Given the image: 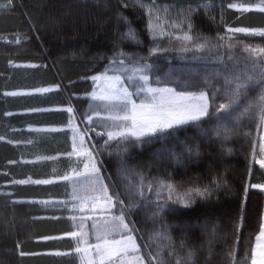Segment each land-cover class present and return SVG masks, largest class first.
<instances>
[{"label":"trees","instance_id":"1","mask_svg":"<svg viewBox=\"0 0 264 264\" xmlns=\"http://www.w3.org/2000/svg\"><path fill=\"white\" fill-rule=\"evenodd\" d=\"M258 1L262 2L12 0L8 8V0H0V74L10 72L16 62L35 63L40 70L15 74L14 81L53 77L56 70L57 83L61 82L62 88L40 95L37 106L63 107L12 115L5 120L67 125L70 114L64 109L71 106L77 109V115L86 112L95 89L92 77L106 72L114 58L123 59L116 56L119 52L147 57L140 64L147 61L153 69L161 64L170 66L168 70L177 73L167 74L165 86L177 91L209 92L211 113L214 103L227 102L222 88L226 78L247 72L252 67L253 53L260 57L254 61H264V53L251 51L264 48V36L259 35V30L264 29V12L259 10L264 3L256 7ZM229 4L234 7L229 8ZM149 23L154 30L149 29ZM239 27L256 29L257 34L230 31ZM129 28L138 34V43L124 38ZM227 33L233 36L228 37ZM185 34L193 40H184ZM199 43H206V47L196 50ZM230 44L235 45L232 56L227 49ZM20 47L25 55H16ZM153 48L158 51L149 55ZM242 51L248 59L238 62L236 56ZM210 60L225 66L214 73V66L210 70L208 65ZM234 62L239 67L229 73L228 64ZM125 64L131 67L127 61ZM6 77L0 78V85L8 80ZM205 78L211 80V89L202 86ZM186 82L201 87H177ZM262 94L260 84L250 86L228 112L205 117L151 143L131 146L120 156L116 154V144H112L109 151L113 155L101 157L110 193L114 185L125 207L137 205L126 213V218L131 221L130 227L137 230L131 233L138 241L139 254L151 252L152 264H251L256 236L264 224V189L251 185L264 182V169L258 163L261 112L258 107L255 113L245 109L250 104L258 105ZM3 108L0 102V117ZM223 127L230 130L227 140L216 136ZM20 134L14 140L0 139V264H80L75 240L69 236L74 229L72 219L69 211H63L66 204L52 200L69 198V183L9 186L10 181L60 178L79 169L78 158L67 156L73 150L71 131L23 129ZM121 158L133 173L132 183L143 191L145 205L125 194L127 182L118 177ZM205 189L210 192L207 198L199 194ZM170 194L173 200L180 196L194 203L185 208L168 201L154 222L153 206L147 202L163 203ZM19 252L28 255L20 256ZM57 252L61 254L56 255ZM144 264H148L147 256Z\"/></svg>","mask_w":264,"mask_h":264},{"label":"snow or ice","instance_id":"2","mask_svg":"<svg viewBox=\"0 0 264 264\" xmlns=\"http://www.w3.org/2000/svg\"><path fill=\"white\" fill-rule=\"evenodd\" d=\"M12 0H8V4L5 7H11ZM264 3V0H262ZM198 7H207V5H198ZM229 8L234 7V5L229 4ZM243 11H248L249 9L243 8ZM264 12V7L259 9ZM126 19V18H125ZM189 28L191 25H188ZM149 29L154 30V26L149 23ZM230 31L238 33H248L249 35H256V29L250 28H234ZM259 35L264 36V29L259 30ZM124 38L133 42L138 43V34L135 30L129 28V31L124 35ZM186 41H192L193 37L190 34H185L183 37ZM224 39V37H220ZM231 46V45H229ZM206 47V43H199L195 45L196 50H203ZM215 47V45H213ZM183 51H188V48H183ZM158 49H151L149 55H154ZM248 51V49H246ZM253 52L264 53V48L252 49ZM117 57H123V59H113L110 62L109 69L115 71L112 65L119 64L123 75L115 77H107L106 74H101L99 76H93V82H97L101 79L111 80L112 82L108 84V90L104 94L97 95L95 92L91 93V98L93 103H90L88 110L80 115H77V109L69 106L64 111L70 114L69 123L73 119H79L80 125L77 128H73L74 133L73 140H78L79 143L73 145V151L67 153L69 159L73 155L80 158L79 163L83 164V171H77L74 173L76 178H83L89 184V187L95 190V185H100V197H92L93 206L99 207L104 210H111L116 208L119 211V215L113 217V221L109 227L104 231L103 236H98L97 239L100 243H97L91 247L95 248L96 253L99 256L101 264H144L145 256H147L148 264H152L154 259L151 252H145L141 256H131L129 253H137L140 251L139 246L135 243L134 237L132 235H124L125 231L135 232V228H130L131 221L125 223L126 213L131 212L137 205H129L125 207L124 202L120 199L121 193L114 190V185L112 186L111 194H109V185L103 184V170H104V160L101 157L113 155L109 149L112 147V142H116V148L118 151L116 154L120 156L122 153L129 151L131 146H136L140 144H147L153 142L156 138H163L170 132L176 129L188 126L191 124H196L200 122L203 118L209 117L213 114H221L228 112L232 109L233 105L237 104L241 97L245 96L247 90L250 86H255L260 84L262 92H264V61L259 63L252 61V67L240 75L233 76L232 78H226L222 88L224 89L227 102L225 103H214L213 111L210 113L209 108V92L204 90L196 91H177L174 87H151L149 86V75L145 74L148 69L152 67L151 64L143 63L140 61L146 60L147 57H135L128 53L119 52L116 54ZM125 61L131 65L129 68ZM131 74H127V73ZM124 81L128 83L125 84ZM162 81L157 78L155 83L159 84ZM71 83V82H70ZM203 87L209 89L212 88L211 80L205 78L202 82ZM59 87V86H57ZM177 87L183 89L189 88H199L200 85L192 84L191 82H186L184 84H177ZM132 89V90H130ZM37 92L47 93L50 91L48 88L37 89ZM11 96L23 95L21 93L12 92L9 93ZM217 99L215 93H213V101ZM137 100L140 102L137 103ZM99 102V103H96ZM257 107L261 112L260 119L264 122V94L260 96V103L250 104L246 112L255 113ZM105 111L109 114L107 116H102L101 112ZM97 128L104 129V131H97ZM90 133H95L98 137H106L103 143L99 147L92 143V138ZM230 130L227 127H223L216 131V136H223L225 140L229 137ZM85 137L88 138L87 143L85 142ZM91 144V147L88 145ZM229 151H231L229 149ZM260 151L264 154V144L261 145ZM261 167H264V159L259 161ZM133 175L129 169L127 162L120 159L118 168V177L126 181V195H129L135 199H139L141 205H145V197L142 190H138L136 185L132 183L130 177ZM62 180L68 181L72 180L73 176L64 175L61 177ZM12 183L26 184L27 180L21 181H10L9 186ZM33 183L40 184H50L51 180H35ZM143 182L141 181V185ZM151 190V185L148 186ZM162 187L171 188L170 185H162ZM252 188H264V185H251ZM79 191V188L76 189ZM247 192V188L245 189ZM3 193H0L2 195ZM202 197H209L210 192L205 189L203 192L199 193ZM115 198V203L113 200ZM102 200V203L99 201ZM168 201L173 204H182L183 207H191L194 201L191 199H186L185 197L177 196L175 200L171 196L167 197L163 203L148 201L147 203L152 205L153 216L152 219L155 220L160 217L161 213L164 212L167 207ZM73 209L76 208L77 202L81 207L85 206L88 202L86 196H80L74 194L72 200ZM16 203V201H12ZM63 211H68L67 207ZM242 219V218H241ZM239 228V223L236 225ZM71 237L86 236V233L73 231L69 233ZM120 236V239H107L106 236ZM256 246L252 251L251 264H264V224L260 226L259 235L256 236ZM258 250V251H257ZM76 253H84L81 260L84 261L87 257V264H91V259L88 257V249L76 247ZM56 255L61 253L57 252ZM69 255L71 253H68ZM20 256L28 255L24 252H19ZM158 264H164L163 261H159ZM235 264H240L236 261Z\"/></svg>","mask_w":264,"mask_h":264},{"label":"crops","instance_id":"3","mask_svg":"<svg viewBox=\"0 0 264 264\" xmlns=\"http://www.w3.org/2000/svg\"><path fill=\"white\" fill-rule=\"evenodd\" d=\"M21 43V41H19ZM16 55H25L23 48H17L15 51ZM8 64V63H7ZM16 66H10L12 70L10 72H7V74H0L1 77H5L8 79L6 82L2 83L0 85V102L3 103V109L1 112V119H0V139L1 140H14L16 137L22 136L20 134L23 129L26 131H54L56 129H69L71 131V141L72 145H74L75 141L73 140V131H72V121L71 123H68L64 126H57L55 124H39V123H20V120H12V121H6L5 119L7 117H10L12 115L17 114H29V113H35L38 110L39 111H46V110H56L63 108L62 106L58 107L56 105L49 106V107H38L37 101H39L40 95H45L48 93H56L57 90L62 88L61 82L57 83V72L54 70V76L47 78L45 75L42 79L36 80V81H23L18 80L14 81L12 80L14 75L22 74L27 71H37L40 70L38 67L40 65H37L35 63H14ZM8 67V66H7ZM16 71V73H15ZM22 72V73H21ZM59 86V87H57ZM42 88H48L50 89L47 93H41L37 92V89ZM17 92L21 93L23 95L19 96H11L9 93ZM14 103L15 105H12ZM89 106V103H88ZM88 106L86 108V111L88 109ZM18 131H21L20 133H17ZM106 139V137L100 138L99 142L96 140L93 142V144H96V146H100V144L103 143V140ZM85 140L87 141L88 138L85 137ZM98 142V144H97ZM113 145L116 144V142H112ZM92 145H88V147H91ZM73 151V150H72ZM75 156V155H74ZM76 157V156H75ZM78 158V157H76ZM80 158L77 160L79 161ZM81 167L77 170H74L70 172L68 175L73 176L72 180H62L60 178H51L47 180L54 181H65L69 183V189L71 190L69 198L66 199H52L54 201H59L64 204H66V207L69 211V216L72 219V225H73V231L76 232H82L86 233V236H80V237H73L76 243V247L86 248L88 249V257L91 259V264H101L98 254L95 251L94 247H91L97 243H100L101 241L97 239L98 236H103L104 231L107 227L110 226V224L113 221V217L119 215V211L116 208L109 210L100 209L99 207L93 206L92 197H100L101 193L97 191V187L95 186V190H90L88 183L86 180L81 178H76L74 176V173L77 171L82 172L83 171V164L80 163ZM78 168V167H77ZM103 174V173H102ZM39 180V179H38ZM28 182L35 181L34 179H28ZM79 188V191L77 192L76 189ZM80 195V196H86L88 198V202L85 204V206L81 207L79 205V202H77V206L75 209H73V204L70 202L72 200L73 195ZM110 194V189H109ZM100 203L103 201L100 200ZM113 203H115V198L113 200ZM129 221L125 220V223H128ZM131 228V227H130ZM72 231V232H73ZM71 233V232H70ZM68 235V234H67ZM124 235H132L134 237L135 243L139 246L138 241L134 234L131 232L125 231ZM70 236V235H69ZM105 238L107 239H117L119 236H111L108 235ZM120 239V238H119ZM75 247V248H76ZM140 249V248H139ZM131 253V252H130ZM79 255V261L80 264H87V257L84 261L81 260V257L84 256V253H77ZM139 255V252L135 253ZM107 264V262H105Z\"/></svg>","mask_w":264,"mask_h":264},{"label":"rangeland","instance_id":"4","mask_svg":"<svg viewBox=\"0 0 264 264\" xmlns=\"http://www.w3.org/2000/svg\"><path fill=\"white\" fill-rule=\"evenodd\" d=\"M254 5H256V7H261V6H263L262 5V2L261 1H258V2H256ZM228 37H229V35L230 36H233V33H227L226 34ZM231 46H229L227 49H228V51H230V55L232 56L233 55V50H234V47H235V45L233 46V44H230ZM238 46V45H237ZM239 48H240V46H238ZM243 52V51H242ZM232 53V54H231ZM242 58H245V60L247 61V59H248V56L245 54V52H243V53H241L240 52V54L239 55H237L236 56V60L239 62ZM260 57L259 56H257L256 55V53H253V54H251V56H250V60L251 61H254V60H257V59H259ZM238 62H234L232 65H231V63H229L228 65V67H227V69H229V73H232V72H236V70H237V68L239 67V63ZM143 63H148L147 61H144ZM149 64V63H148ZM202 64H203V62H202ZM209 66H210V70H211V67H212V65L214 66V69H213V71H214V73L217 71V70H222V68H220V67H223L224 68V66L225 65H220L217 61H215V60H210V62H209V64H208ZM250 65H252V64H250ZM129 67V66H128ZM163 67H165V68H163ZM112 68H114V69H116L115 71H113V70H110V69H108L106 72H104V73H101V74H106V76L107 77H115V76H121V78L123 79V73H122V69H120L121 67L118 65V64H114V65H112ZM129 68H131V67H129ZM155 69H153V66L150 68V69H148L147 70V72L145 73V74H148L149 75V81H150V84H149V86H151V87H171V86H165V78H166V76H167V74L168 73H177V72H170L168 69H170V66H168V65H163V64H161V65H159V66H157V67H154ZM162 68V69H161ZM173 68V67H172ZM194 68V67H193ZM120 69V70H119ZM168 70V71H167ZM118 71V72H117ZM176 71H179V69H176ZM218 72V71H217ZM101 74H98V75H96V76H99V75H101ZM127 74H131L130 72L129 73H127ZM173 75L174 74H170V76H172L173 77ZM157 78H159L162 82L161 83H159V84H157V83H155V80L157 79ZM112 81L111 80H104V79H101V80H99V81H97V82H95V89L93 90V92H95L97 95H100V94H104V92H106L107 90H108V84L109 83H111ZM125 82V84H127L128 82L127 81H124ZM130 90H132V89H130ZM92 92V93H93ZM140 101L139 100H137V103H139ZM90 103H93V101H92V98H91V96H90V102H89V104ZM96 103H99V102H96ZM88 110V109H87ZM109 113L108 112H105V111H102L101 112V115L102 116H107ZM72 125H73V127H72V129L73 128H77L79 125H80V120L79 119H73L72 120ZM97 131H104V129H101V128H97ZM74 134V133H73ZM90 136H91V138H92V143L93 142H95L96 140H98V142H99V139L100 138H103V137H98V136H96L95 135V133H90L89 134ZM85 142L87 143V141L85 140ZM79 143V141L78 140H76L75 141V144H78ZM262 144H264V122H262V133H261V137H260V148H261V145ZM89 145H91V144H89ZM261 159H264V154H262L261 153V151L259 150V155H258V163H259V161L261 160ZM262 169H264V167H262ZM88 183V182H87ZM102 183L103 184H108L109 185V183H108V181L106 180V178H104L103 180H102ZM253 184H257V185H264V182H256V183H253ZM89 185V184H88ZM96 187H97V191H96V193H98V191L100 192V185L99 184H97V185H95ZM264 189V188H263ZM90 190H92V188L90 189ZM111 194V193H110ZM170 196L172 197V194H170ZM100 203V202H99ZM135 236V235H134ZM119 238H120V236H119ZM119 238H117V239H119ZM262 243H264V241H261ZM256 243H257V241H256ZM255 246H256V244H255ZM258 251V250H257ZM133 255H135V256H141V255H143V254H139V255H137V254H135V253H129V257H131V256H133ZM145 261V260H144Z\"/></svg>","mask_w":264,"mask_h":264}]
</instances>
